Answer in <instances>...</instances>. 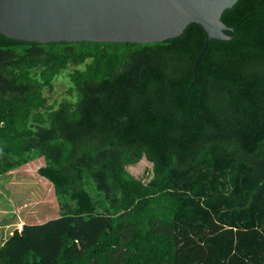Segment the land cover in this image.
Segmentation results:
<instances>
[{
	"label": "trees",
	"instance_id": "16d2710c",
	"mask_svg": "<svg viewBox=\"0 0 264 264\" xmlns=\"http://www.w3.org/2000/svg\"><path fill=\"white\" fill-rule=\"evenodd\" d=\"M221 21L198 82L196 23L145 44L0 35V176L43 158L59 215L13 229L0 264H264V0Z\"/></svg>",
	"mask_w": 264,
	"mask_h": 264
},
{
	"label": "water",
	"instance_id": "95a60500",
	"mask_svg": "<svg viewBox=\"0 0 264 264\" xmlns=\"http://www.w3.org/2000/svg\"><path fill=\"white\" fill-rule=\"evenodd\" d=\"M237 0H0V35L37 42L153 43L179 36L190 23L205 40H228L222 12Z\"/></svg>",
	"mask_w": 264,
	"mask_h": 264
},
{
	"label": "rangeland",
	"instance_id": "374dc122",
	"mask_svg": "<svg viewBox=\"0 0 264 264\" xmlns=\"http://www.w3.org/2000/svg\"><path fill=\"white\" fill-rule=\"evenodd\" d=\"M67 71L53 81L52 90L44 91L48 103L67 97ZM43 165L44 159L38 158L0 176V243L24 223L42 222L59 216L53 186L37 172ZM151 169L152 164L143 156L137 167L129 170L135 178L147 183L152 175ZM6 224L9 226L4 230Z\"/></svg>",
	"mask_w": 264,
	"mask_h": 264
},
{
	"label": "crops",
	"instance_id": "0c3cea01",
	"mask_svg": "<svg viewBox=\"0 0 264 264\" xmlns=\"http://www.w3.org/2000/svg\"><path fill=\"white\" fill-rule=\"evenodd\" d=\"M49 182V181H48ZM47 221V220H46ZM42 222H45V221H42ZM42 222H35V223H32V222H28L29 224H38V223H42ZM7 226H9V224H6V225H4V230L6 229V227ZM1 227V226H0ZM18 229H21V227H19ZM4 232V231H3ZM3 232H2V234H3ZM4 235V234H3ZM6 239H4L3 238V241H2V243L5 241ZM2 243H0V245L2 244Z\"/></svg>",
	"mask_w": 264,
	"mask_h": 264
}]
</instances>
